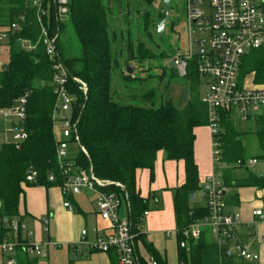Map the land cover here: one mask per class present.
Here are the masks:
<instances>
[{"label": "trees", "instance_id": "16d2710c", "mask_svg": "<svg viewBox=\"0 0 264 264\" xmlns=\"http://www.w3.org/2000/svg\"><path fill=\"white\" fill-rule=\"evenodd\" d=\"M27 1L0 0V29L5 30L16 18L25 16L17 33L11 35L8 41L7 62L0 69V108L8 110L17 100L23 97L26 99L24 127L28 139L18 149L7 145L0 151L1 213L8 217H19L18 206L23 188L28 184L25 177L29 171L33 170L38 175L35 185L49 188L61 183L53 136L52 116L56 106L52 88V63L45 56L43 47L37 46L34 51H26L18 44L22 39L35 41L38 36ZM70 1L67 21L69 29L64 24H58L60 38L57 50L59 61L68 76L67 91L75 98L74 115L79 138L77 149L87 153L84 156L79 151L71 161L83 171L92 170L98 180L120 183L124 187L129 221L138 233V242L143 244L156 264H167L151 245L145 243L140 233L143 225L141 218L147 211L148 200L138 194L135 174L139 170H148L152 176L159 151L165 152L167 161H181L184 163L186 181L172 192L177 233L206 217L207 209L190 207L191 196L200 191L197 166L194 163V130L208 124L207 108L200 103L202 83L195 71V63L193 61L189 64L187 76L181 79L188 89L182 101L176 103L170 96L164 99L151 90L133 98L137 99V103L125 104L120 101L122 98L116 99L117 92L113 88L115 77L119 78L126 91L131 85H142L153 76L146 71L143 78L126 74L127 64L130 61L142 63L163 59L165 54L154 56L142 43H138L134 49L131 39L124 49L120 42L115 49L116 35L109 30L110 11L106 0ZM155 1L145 0L148 6ZM262 7L264 10V0ZM162 18V13L157 19L148 12L143 13L142 29L150 43L153 39L149 30L154 29L153 24ZM123 54L124 63L119 60ZM160 69L162 80L166 69ZM238 72L239 86L263 88L264 47L248 52ZM170 73L165 87L167 90L173 80L179 79L176 72L170 69ZM246 78L250 79L248 85H244ZM75 79L85 84L86 93L80 90ZM220 117L218 141L222 151L221 162L229 168L222 173L224 186L230 189H264V177L251 172L244 179H232L231 171L237 161L245 162L243 139L248 134L235 130L228 112H221ZM254 136L258 140L260 152V156L255 158L264 161V121ZM49 176H53L56 182H48ZM106 189L115 194L120 193L112 186ZM230 203L237 204V196H232ZM199 238L196 243H190L186 250H178V264H245L229 258L207 233L201 234ZM139 264L148 263L140 259Z\"/></svg>", "mask_w": 264, "mask_h": 264}, {"label": "built area", "instance_id": "2783aa9c", "mask_svg": "<svg viewBox=\"0 0 264 264\" xmlns=\"http://www.w3.org/2000/svg\"><path fill=\"white\" fill-rule=\"evenodd\" d=\"M186 27L188 28L187 50L173 57L171 65L180 78L187 76L191 62L195 63V71L204 88L200 103L207 108V127L212 137L213 162L215 168L223 167L221 162L219 129L220 113L228 112L230 119L235 112L242 122L256 119L260 113L264 116V87L239 86V66L248 52L257 51L264 47V10L262 0H210L209 9L202 10L203 0H184ZM70 0H28L27 6L34 17L38 36L35 41L22 39L19 47L26 51H34L37 46L44 48L45 56L52 63V88L55 95L56 112L53 113V136H55L56 163L61 174L58 188L62 196L71 197L85 191L95 195L94 209L97 217L106 222L108 227L92 230V239L87 238V230L80 233V242L90 253L112 254L114 264H139L137 254L138 233L133 224L119 217V208L123 203L124 187L120 183H110L98 180L91 171H83L70 158L69 147H77V121L74 115L75 98L67 91V72L59 61L57 50L60 31L58 24L66 23L69 19ZM162 13V12H161ZM25 16L16 18L5 30L0 29V69L5 63L1 56L9 53L8 41L17 33ZM80 90L86 93V86L79 80H74ZM25 97L16 101L14 106L4 110L0 108V119L4 125L0 133V151L4 146L12 145L18 149L28 139L24 127L26 114ZM87 156L86 151L79 149ZM258 161H237V167L253 169ZM37 173L29 171L25 182L37 184ZM216 174L208 176L203 187L207 215L193 222L189 227L176 233L178 249L186 250L190 243H196L201 234L209 233L213 242L224 249L234 262L245 264L256 263L259 255L253 249V244L245 242L236 236L235 229L243 224L240 215L227 214V188L218 181ZM48 182L55 183L53 176ZM114 187L120 191L115 194L106 189ZM121 194V195H120ZM126 198V195H125ZM127 201V198H126ZM62 207L71 211L67 201ZM0 200V255L1 264H19L17 254L26 259H44L50 244H38L28 240L31 233L27 232L20 223L19 217H8L1 213ZM147 213L142 215L141 220ZM253 227L264 225L262 210H254ZM47 230V221H43ZM25 235L26 239L22 236ZM261 251L264 252V234L261 240ZM148 264H156L153 257Z\"/></svg>", "mask_w": 264, "mask_h": 264}, {"label": "crops", "instance_id": "0c3cea01", "mask_svg": "<svg viewBox=\"0 0 264 264\" xmlns=\"http://www.w3.org/2000/svg\"><path fill=\"white\" fill-rule=\"evenodd\" d=\"M4 58H8V54L5 53L1 56L2 63H4ZM203 91L204 88H202V92ZM259 116L260 117L256 119L249 120L252 124V130L250 131L253 135L260 127L262 121H264L262 113H260ZM231 121L233 124V119H231ZM2 127L3 130V124ZM0 133H2V131H0ZM194 133V163H196L197 166L198 186L200 189L198 193L202 195L203 204L193 207L205 208V196L202 190L208 176L213 173L216 174L217 177H219L218 181L223 184L222 173L229 168H227L228 166L225 164H223V167L220 169L215 168L212 155V137L208 127L204 126V128H197L194 130ZM242 133L247 134L245 132ZM246 144H248V141L245 140L244 137L243 146H245V149ZM76 150L78 151L77 147ZM78 153L79 151L72 153L74 156L70 154V158H75ZM250 159H255L257 161L255 157H251ZM250 159L244 161L248 162ZM250 170L235 165L233 171H231V177L232 175L234 176L237 171H242L245 173L243 175L244 177L235 179L232 177V179L234 181L244 179L247 177L246 175L250 173ZM135 179L138 194L142 199L148 200L147 211L145 212L147 215L142 220L143 225L140 230L142 238L146 244L152 246L156 254H158L161 259H164L166 263V253L171 242H169V240L173 239L176 245L175 256L178 264L179 249L178 238L176 236L177 230L172 192L185 184L184 163L181 161H167L165 152L159 151L154 161L152 176L148 170H139L135 174ZM227 192L225 212L227 214L238 213L241 222H243L242 225L236 227V236L242 241L253 244L254 251L259 255V260L255 264H262L261 260L264 252L261 251L260 244L264 231L260 235L255 234L254 231L259 229V227H264V225L253 227V217L251 214L254 210H262L264 214V189L227 188ZM198 193L196 195H198ZM196 195H192L190 200L194 199ZM121 196L123 198V203L119 208V217L129 220L128 204L125 195L122 194ZM232 196H237V204L235 205L230 203V198H232ZM64 201L70 204L71 211H67L62 207ZM94 202L95 195L89 191H85L76 196L65 197L62 196L57 185L47 188L44 186L27 184L23 188V195L18 206L19 220L27 232L31 233V237L28 238L30 242L41 245L50 244L45 258L47 262L49 261L50 252L56 255L58 251H60L67 258L66 264H114V255L90 253L84 246L78 245L81 231L87 230V238L91 240L93 237V229L98 228L101 230L108 227L106 222L97 217L96 210L94 209ZM44 220L47 221V230L43 226ZM207 234L208 237H210L208 232ZM22 237L26 239L25 235ZM210 239L213 240L212 237H210ZM140 249L143 253L148 254L143 244L138 242L137 254L139 255V260L143 259L139 252ZM71 256L73 258L72 261L69 259ZM151 257L152 256H150V258ZM16 258H18L19 264H39V262L43 260L34 259L31 261L30 259L22 257L20 254H17ZM1 263L2 258L0 255V264Z\"/></svg>", "mask_w": 264, "mask_h": 264}, {"label": "rangeland", "instance_id": "374dc122", "mask_svg": "<svg viewBox=\"0 0 264 264\" xmlns=\"http://www.w3.org/2000/svg\"><path fill=\"white\" fill-rule=\"evenodd\" d=\"M170 9L169 11L170 17L169 21L166 23L165 32L162 37H158L156 35V29H150L149 32L153 39L152 43L147 40V34L144 33L142 29V16L143 13L148 12L151 14L154 19L158 18V15L161 13V1L156 0L154 4L148 6L145 0H106L108 9L110 11V33H114L116 35V43L114 44V48H118V43L124 47L127 45V41L131 39V43L133 44V48L136 49L138 47V43H142L148 48L154 56L159 55L160 53H164L166 57L163 59L157 58L153 60H148L142 63H138L137 61H130L129 65L133 68L132 74L135 76H140L141 78L145 77V73L151 74L153 76L152 79H149L143 82L142 85H131V87L127 88V91L124 90L122 84L118 77H115L113 81V88L117 92V98H122L120 101L123 103H135L138 96H142L144 93H147L151 90L156 91L157 95L164 97L166 99L168 96L171 97L172 101L174 100L176 103L183 100L184 96H187L188 89L182 82V78L173 80L171 85L168 87L169 89H165L167 82L169 81L170 69H171V61L173 57L183 54L187 50V36H188V28L186 27V13L184 11V0H170ZM204 3L201 6L202 10L207 11L209 9L210 0H203ZM138 12L139 14H136ZM173 22V25H171ZM66 28L69 29L68 23H62ZM171 27V28H170ZM120 62H125L124 54L120 57ZM3 62H7V58L3 59ZM160 67H165V76L162 78ZM175 72L174 69H171ZM146 71V72H144ZM250 83V79L246 78L244 80V85H248ZM40 84H37V86ZM203 94V92L201 93ZM128 97V98H127ZM137 103V102H136ZM233 127L237 132H245L249 136H245V140L248 141L246 144V152H245V160H249L251 157H259V146L257 144V138L252 134L250 130H252V124L243 123L238 115L233 112ZM2 124L0 119V131H2ZM70 154L78 152L74 145L70 146ZM70 155V156H71ZM74 156V155H73ZM258 164L253 167L249 172L258 175L264 176V161L258 159ZM245 173L242 171H237L234 176L235 178L244 177ZM203 199L202 195L198 193L194 199L191 200L190 207L202 205ZM264 231V227H259L255 234L260 235ZM171 241V242H170ZM170 247L167 249V264H177L175 250L176 245L173 239L169 240ZM259 251V250H258ZM140 254L144 261L149 262L150 256L146 253H143L140 249ZM49 254V253H48ZM262 254V253H261ZM71 261L73 260L72 256L69 258ZM34 259H31V261ZM67 258L66 256L58 251L56 255L50 252L49 261L47 262L45 258L39 262V264H66ZM261 263L264 264V254H262Z\"/></svg>", "mask_w": 264, "mask_h": 264}, {"label": "water", "instance_id": "95a60500", "mask_svg": "<svg viewBox=\"0 0 264 264\" xmlns=\"http://www.w3.org/2000/svg\"><path fill=\"white\" fill-rule=\"evenodd\" d=\"M170 3H171L170 0H162L161 1V8H162L161 12L163 14V18L153 24V28L156 29L158 37H162L164 35V32H165L164 28L166 26V23L169 21ZM171 69H174L173 64L171 65ZM125 72H126V74L132 75L133 68L127 64ZM91 174H93L92 170H91ZM191 198H192V196H191Z\"/></svg>", "mask_w": 264, "mask_h": 264}]
</instances>
